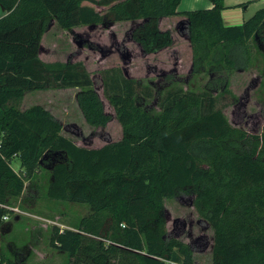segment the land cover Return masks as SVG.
<instances>
[{
	"label": "trees",
	"instance_id": "trees-1",
	"mask_svg": "<svg viewBox=\"0 0 264 264\" xmlns=\"http://www.w3.org/2000/svg\"><path fill=\"white\" fill-rule=\"evenodd\" d=\"M179 1L0 0L6 10L0 17V237L9 226L3 216L13 214L5 205L22 199L25 181L45 166L51 169L49 198L92 209L74 229L51 228L50 244L66 252V264H193L191 245L166 228L165 200L176 195L191 196L211 226L212 264H264V123L259 132L233 126L216 106V95L230 92L229 73L249 65L250 41L264 72V7L241 24L225 25L223 0L185 11L177 10ZM180 12L192 48L190 70L209 79L201 91L167 90L160 111L150 113L135 95L140 81L104 70L105 94L121 124L119 140L78 145L42 104L17 105L27 90L79 87L75 98L85 120L105 125L111 113L84 64L39 56L49 23L55 19L69 29L142 19L130 36L150 53L173 43L159 18ZM172 73L166 74L170 80ZM15 157L18 171L11 165ZM2 263L23 261L0 247Z\"/></svg>",
	"mask_w": 264,
	"mask_h": 264
},
{
	"label": "rangeland",
	"instance_id": "rangeland-1",
	"mask_svg": "<svg viewBox=\"0 0 264 264\" xmlns=\"http://www.w3.org/2000/svg\"><path fill=\"white\" fill-rule=\"evenodd\" d=\"M93 5L99 11L107 8ZM141 21L142 19L120 20L106 25L83 24L66 29L53 19L43 33L39 50L43 60L81 61L84 64L91 76L93 87L103 101L105 111L111 113V119L105 125H92L85 120L75 98L79 87L27 90L17 102L19 108L23 109L35 103L42 104L61 121L62 134L78 145L100 147L107 142L119 140L122 136L121 124L105 94L104 70L115 68L118 69L115 73L119 76L124 75L140 81L135 95L137 101L150 113L160 111L162 98L171 88L203 90L209 76L204 72L192 73L190 70L192 48L187 39L186 22L182 21L179 26L174 24L172 46L155 53H143L138 43L130 36L132 28ZM250 44L252 54L249 65L244 70L229 73L230 92L218 93L216 106L222 108L231 125L259 132L264 123V86L259 85L261 81L264 84V72L262 56L252 41ZM169 72H173L172 80L166 76ZM147 91H151V95H145ZM12 165L16 169L20 168L17 157L12 160ZM50 171V167L40 166L33 178L25 181L22 199H17L12 205L17 209L4 218L11 224L10 229L6 227L0 237V247L5 254L15 256L14 245L19 247L18 252L25 250L27 245L38 248L46 245L54 252L55 257L44 263L37 256H30L25 264H65L67 260L66 253L56 252V247L50 244L49 237L53 225L68 227L44 221L48 223L49 230L35 233L29 224L32 219L39 220L34 216L43 213L47 217L56 218L58 222L76 226L78 219L92 210L83 202L49 198L47 187ZM164 209L169 235L191 245L193 264H212L213 230L196 212L192 197L176 195L167 198ZM16 215L19 218L16 219Z\"/></svg>",
	"mask_w": 264,
	"mask_h": 264
},
{
	"label": "crops",
	"instance_id": "crops-1",
	"mask_svg": "<svg viewBox=\"0 0 264 264\" xmlns=\"http://www.w3.org/2000/svg\"><path fill=\"white\" fill-rule=\"evenodd\" d=\"M223 2L225 6L221 9V18H222L223 24L225 25L241 24L242 22H244V20H246L249 16H251L257 9L264 7V0H223ZM212 5L213 3L211 2V0H180L177 5V10L185 11V10H190V9L209 8ZM5 13H6L5 8L0 4V17L3 16ZM164 21L166 22V24H163ZM182 21L186 22V16L181 12L174 14V15H165L159 18L158 26L162 30L169 29L173 36L174 24L177 23L176 25L179 26ZM187 39L190 44L189 38ZM41 40H42V37H41ZM173 43H174V39H173ZM172 44L169 46H172ZM159 50H157L156 52H158ZM150 53H155V52H150ZM11 165H12V162H11ZM12 167L16 171L20 169V168L16 169L13 165ZM37 171H39V169H37ZM23 193H24V190H23ZM34 217L40 220L39 221L37 219H32L31 221H29L30 229L33 230L35 233H41L44 230H47V231L49 230L48 223L44 221H48V222L51 221L53 224H59V225H63L64 227L74 229V226L70 224L58 222L56 218H54L55 219L54 220L53 218H51V216L47 217V215L43 213L39 214L37 217L36 216ZM15 218L17 219L19 218V216L17 217L16 215ZM8 224L9 226H7L8 227L7 229H10L11 224L10 223ZM14 248H15L14 250H16L15 255L23 261V264L28 263L27 261L29 260L30 256H32L31 258L33 257L35 258V256H37V258L41 260L42 263H44L46 260H48L51 257L52 258L55 257L54 252L48 249L46 245H44V247L42 248H38L37 246H33V245H27V248L21 252H18L19 247L17 246L15 247L14 245ZM56 252H58L59 254L66 253L64 251L59 250L58 248H56Z\"/></svg>",
	"mask_w": 264,
	"mask_h": 264
},
{
	"label": "built area",
	"instance_id": "built-area-1",
	"mask_svg": "<svg viewBox=\"0 0 264 264\" xmlns=\"http://www.w3.org/2000/svg\"><path fill=\"white\" fill-rule=\"evenodd\" d=\"M2 205H3V204H2ZM5 206L8 207V208H10L12 211L17 209V208L14 207V206H7V205H5ZM7 217H8L7 214H5V215L3 216V218H7ZM2 264H4V263H2ZM165 264H181V263L176 262V261L171 260V259H166V260H165Z\"/></svg>",
	"mask_w": 264,
	"mask_h": 264
}]
</instances>
